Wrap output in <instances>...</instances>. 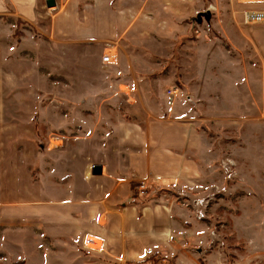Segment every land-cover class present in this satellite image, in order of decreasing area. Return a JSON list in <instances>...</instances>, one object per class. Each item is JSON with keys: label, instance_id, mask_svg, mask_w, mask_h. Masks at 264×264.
<instances>
[{"label": "rangeland", "instance_id": "obj_1", "mask_svg": "<svg viewBox=\"0 0 264 264\" xmlns=\"http://www.w3.org/2000/svg\"><path fill=\"white\" fill-rule=\"evenodd\" d=\"M54 1L33 23L0 17V264H119L85 243L97 235H49L41 215L103 198L93 165L114 172L120 144L135 155L152 128L189 121L202 173L170 189L129 174L119 204L157 194L186 206L194 239L167 264H264V19L245 17L264 0H113L119 30L107 38L92 35L95 0Z\"/></svg>", "mask_w": 264, "mask_h": 264}, {"label": "crops", "instance_id": "obj_2", "mask_svg": "<svg viewBox=\"0 0 264 264\" xmlns=\"http://www.w3.org/2000/svg\"><path fill=\"white\" fill-rule=\"evenodd\" d=\"M182 1L183 4L180 0H174V3L187 8V3L191 0ZM111 3L113 0L94 1V7L91 8L94 16L90 20L95 23L92 35L96 38L111 37L119 30L112 14ZM7 4L11 9L9 11L6 8ZM65 4L69 5L68 12H72L75 4L73 2ZM55 5L59 9L63 6L60 2L58 4V1H55ZM117 6H123V1H118ZM44 8L49 10L46 0H0V17L3 18L7 12L8 17L33 23L38 19L39 9ZM147 9L150 10L151 5L148 4ZM117 21L124 24L120 16L117 17ZM160 128L159 132L157 127L152 128L151 144H131L136 145L135 155L129 154L130 144H120V154L115 156L113 162L114 165H118L114 172L109 169L108 162L99 163L102 172L94 177L99 179L97 182L103 181L108 184L103 198L97 199V194L93 195L89 191L88 205L63 207V210L58 209L56 214L44 213L40 220L42 228L55 237L73 234L97 235L100 244L96 239L94 244L100 251L96 254L105 260L118 261L119 264H167L163 258L165 255H170V252L175 251L180 245H190L194 239L192 236L195 235L193 231L195 227L191 226L192 222H188L191 219L185 213L186 206L180 202L176 203L171 195L164 197L152 194L139 201L132 200L125 206L119 204L131 194L129 174L133 176V181L145 180L150 185L170 189L187 182L191 183L195 174L202 173L201 167L199 169L192 159L194 149L202 146L197 145L200 141L197 139L193 122L174 123ZM123 148L125 155L121 152ZM72 209L78 214L77 217H73ZM97 212L104 213L106 220L104 226H97L94 222ZM54 216L57 223L52 222ZM69 217L78 220L76 227L70 228V225H67ZM87 220L89 225L84 223ZM186 222L190 225L187 229L188 234L182 235L180 230H183L182 225Z\"/></svg>", "mask_w": 264, "mask_h": 264}, {"label": "built area", "instance_id": "obj_3", "mask_svg": "<svg viewBox=\"0 0 264 264\" xmlns=\"http://www.w3.org/2000/svg\"><path fill=\"white\" fill-rule=\"evenodd\" d=\"M256 12H247L246 14V18H248L249 21H259L261 22L263 19H264V14L263 13H258L257 15L255 14ZM260 14V15H259ZM263 15V16H262ZM101 61L103 64L105 65H113L116 63L117 61V57L112 54L111 52H105L103 57L101 58ZM145 183H141V185L139 186V192L138 194L140 195H143L146 193V190H145ZM93 240L91 239H86L85 240V243L88 244V243H91V245L94 244V241L92 242Z\"/></svg>", "mask_w": 264, "mask_h": 264}, {"label": "water", "instance_id": "obj_4", "mask_svg": "<svg viewBox=\"0 0 264 264\" xmlns=\"http://www.w3.org/2000/svg\"><path fill=\"white\" fill-rule=\"evenodd\" d=\"M46 5L48 7L55 6V1L54 0H46ZM199 17H203L205 20H209L211 17V13L209 10L202 12ZM102 172V166L100 164H95L91 168V174L96 176L100 175Z\"/></svg>", "mask_w": 264, "mask_h": 264}, {"label": "bare ground", "instance_id": "obj_5", "mask_svg": "<svg viewBox=\"0 0 264 264\" xmlns=\"http://www.w3.org/2000/svg\"><path fill=\"white\" fill-rule=\"evenodd\" d=\"M256 15L258 14V13H255ZM264 14V13H263ZM260 15V14H259ZM258 16V15H257ZM263 16V15H262Z\"/></svg>", "mask_w": 264, "mask_h": 264}]
</instances>
